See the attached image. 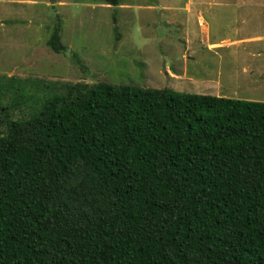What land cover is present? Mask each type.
Segmentation results:
<instances>
[{
    "label": "trees",
    "instance_id": "obj_1",
    "mask_svg": "<svg viewBox=\"0 0 264 264\" xmlns=\"http://www.w3.org/2000/svg\"><path fill=\"white\" fill-rule=\"evenodd\" d=\"M0 118V264H264V101L78 82Z\"/></svg>",
    "mask_w": 264,
    "mask_h": 264
},
{
    "label": "rangeland",
    "instance_id": "obj_2",
    "mask_svg": "<svg viewBox=\"0 0 264 264\" xmlns=\"http://www.w3.org/2000/svg\"><path fill=\"white\" fill-rule=\"evenodd\" d=\"M58 20L63 52L47 44ZM103 81L264 101V0H0V103L11 116Z\"/></svg>",
    "mask_w": 264,
    "mask_h": 264
},
{
    "label": "crops",
    "instance_id": "obj_3",
    "mask_svg": "<svg viewBox=\"0 0 264 264\" xmlns=\"http://www.w3.org/2000/svg\"><path fill=\"white\" fill-rule=\"evenodd\" d=\"M234 41V40H233ZM209 47H213V46H216V45H219V42H210L208 43ZM185 50H189L187 47L185 48ZM187 58H190L189 56H187ZM186 72V71H185ZM185 72L184 74H173L171 73V75L177 77L178 79H180L182 76H186L185 75ZM194 81V80H193ZM199 85H196L194 83H189V85L192 87V88H196V89H204V90H217L218 89V84H216L215 86H212L210 87L209 85H206L205 83H197ZM181 87V86H180ZM184 87V86H183ZM186 92V91H185ZM203 94V93H202ZM209 94V93H207ZM211 94V93H210ZM217 96V95H216Z\"/></svg>",
    "mask_w": 264,
    "mask_h": 264
}]
</instances>
